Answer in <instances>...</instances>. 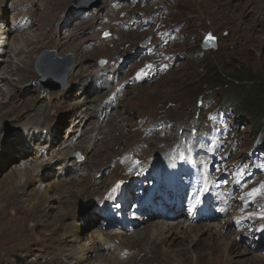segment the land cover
I'll list each match as a JSON object with an SVG mask.
<instances>
[{
    "label": "rangeland",
    "instance_id": "obj_1",
    "mask_svg": "<svg viewBox=\"0 0 264 264\" xmlns=\"http://www.w3.org/2000/svg\"><path fill=\"white\" fill-rule=\"evenodd\" d=\"M6 1L8 2L9 15L12 21L17 20V13L21 10L29 16L32 14L35 21V25L24 29V31L14 33L11 38L21 34L24 38H34L42 42L38 43L34 52L27 56V59L33 58L31 68L35 76L32 82H27L29 86L27 90H24L21 86L22 83L17 80V72L11 71V68L19 61L18 55L12 51L9 45L7 57L4 55L8 61L5 67L3 65V68L1 67L0 69V76L2 75L5 80L8 78L3 88H0V103L3 101L10 102V97L7 93L12 88L17 90V95L13 96V99L16 100L15 103L18 107H22L25 99L30 95H39V103L32 106L31 109L33 110L27 112L29 115H35V107L44 103H51L50 99L52 98L53 102H55L54 107H57L51 108L52 111L54 109L64 111L65 108L67 110V108L70 109L73 106H78L77 110L82 107L85 109L86 105H82L83 99H81L84 96L82 97L80 94H82L85 85L90 88L92 79H94L92 77L95 73L93 70L99 69L98 67L101 64L107 65L110 63L109 70H111L114 67L113 62L120 57L136 55L137 53L144 54V62L165 64L164 70L153 81L129 86V89L125 91L124 96L121 98V102L116 106L117 108H113L111 115L106 120L100 116L99 112L97 116L100 119L95 117L96 119L93 118L88 122H85L88 116L81 120L78 117L76 118L75 113L70 114L66 113V111L65 114H60V116H64L65 120L62 125L54 126L57 127L55 145L58 148L63 147V150H56L57 154L61 155L66 150L73 152L74 150H71L67 145H74L76 138L81 132L85 131H87L88 136L87 142L85 141L86 144L78 146V150H81L86 158L91 157L92 153L87 152L85 147H92L91 145H94L95 142L99 144L96 147L97 149L95 148L96 151L92 158L88 160L87 170L89 172L94 168L90 161L96 162L100 159L107 160L108 158L109 161L110 157H113H107L109 155L106 156L107 158L102 157L105 155L107 147L110 148L111 152L117 154H120L126 147V149H131V152L134 150L143 158L148 159L154 156L155 149H167L177 142L191 138L194 134H208L220 128L224 125V119L219 116L220 114H229V122L235 121L239 125L238 131H234L232 135L233 140L237 141L235 148L238 151L236 155L245 157L246 152L253 148L251 143L259 142L262 139V134H259L260 131H256L251 122L253 118L248 114L245 117L237 114L235 117L233 115V108H236L234 105L233 108L226 110L220 108L217 111L216 109L220 106L222 100L228 103H235L233 98L243 89V86L257 80L264 81V0H227V2H222L223 5L221 4L217 7L215 3L218 0H101L98 7L86 8L85 10L79 8V5L74 3L75 0H28L24 4L29 5L20 6L17 11L15 4L26 0ZM97 1L89 0L91 3H96ZM196 6L198 7L196 8ZM83 11L88 16L80 19L79 15ZM215 13L217 14L216 18L214 17ZM2 19L3 14L0 11L1 25L4 24ZM209 32L218 40L216 48L206 49L202 46V42ZM0 36L2 37V34ZM15 41L18 42V40ZM101 41L105 42L103 43L105 47H101L102 44L101 46L99 45ZM45 49L56 50L57 56L72 53L74 66L67 76L66 84L68 87L66 90L50 91L49 89L55 87L58 81L56 79L43 80V76L39 73L37 66L45 64L49 60L48 58L52 56L51 54L45 55L40 64H38L41 53ZM23 55L25 56L26 53L23 52ZM75 57L76 59L81 58L82 63H80V66H82L84 75L80 80L72 82L70 80L76 68ZM113 58L116 59L113 60ZM137 61L135 67L142 64L139 59ZM131 72L123 77H128ZM120 76L122 77V75ZM1 79L2 77H0V81ZM79 82L82 84H79ZM70 84L71 86L74 85L72 89L69 88ZM100 90L94 88L93 85L92 96L100 98L98 103L106 97V89ZM65 100L69 101L64 102ZM70 101L76 104L71 105ZM61 103L65 105L64 108L59 105ZM92 106H95V103ZM53 115L56 117L57 113L53 111ZM58 117L56 120H61ZM29 119L23 118L17 121L13 118L10 121L11 123H8L3 129L2 136L4 132L13 133L15 128L19 129L24 124L33 126L38 120H45V118L39 119V117H30ZM30 123L32 124L30 125ZM79 123L82 125H79ZM95 125L103 126L101 130H96ZM48 129L49 126L45 125L44 128L34 130H36L35 132L38 136L47 137ZM75 129H78L79 132H75ZM67 137H72V141L71 139L68 140ZM140 137L144 142H136ZM3 140H0V149L3 147ZM153 145L157 148L154 149ZM256 146L261 147L260 152L262 154L258 158L264 156V143H258ZM31 147H33L31 150L35 152L36 146L32 145ZM74 152L72 153L73 155ZM20 157L22 158V156ZM114 158H112V161ZM22 162L24 161H10L0 167V192L4 191L2 187L5 185L6 178L13 171L14 166L21 165ZM51 165V171L54 170L53 172L55 173V178L52 180L57 181L59 180L58 174L60 170L55 169V167L59 164L54 161ZM112 165L113 162L111 163ZM85 173L86 170L82 169L77 174L65 175L63 178L75 177L80 179V174L84 175ZM89 176H91V173L90 175L86 174V179ZM46 183L47 181L35 183L28 188L29 193L33 188L44 190ZM255 184L259 189L264 188V173L256 179ZM63 186L61 185L60 188ZM51 194L53 196L56 195L54 192H51ZM260 194L264 200V191ZM33 198L32 194H27L23 197L24 200L22 199L17 204H12L11 207L14 206V208H9L7 217L10 218L15 215V210L19 208H23L22 211L24 213H21V215L26 216V213L31 211ZM5 203L6 200L0 198V205ZM80 204L83 210H87L86 201L82 199ZM56 214L57 210H52L51 217L48 218L49 221H54ZM31 217L34 218L33 215ZM76 218L74 216L72 220L71 216L68 221H74ZM159 220L161 219L156 218V220L144 222V224L137 227V230L148 228ZM179 221L186 222L183 217ZM195 224L198 225L200 223ZM43 228L44 226L36 228L33 236L34 240H38L43 236V232H41ZM100 228V221L95 220L92 222L84 219L81 224L80 239L90 231ZM220 232L228 233L226 235L227 240H230L236 233L233 228H225V230H220ZM219 241L220 239L213 238L209 243V247ZM207 242L205 241L204 243ZM161 247L162 245L149 254L147 258L149 261L146 264L151 263L153 259L155 262L157 261V264H183L185 262L187 264L188 258L175 254L173 253L174 251L165 254ZM244 248H247L245 244L235 250L241 251ZM173 249L178 248L173 247ZM204 250H208V248H204ZM23 251L27 258L33 260L35 255L38 254L36 250L21 249V253ZM142 255H145V251H142L139 258ZM177 255L181 256V258H177ZM262 255L264 256L263 252L251 248L250 253L245 256L248 261H244L245 257H235V253H233V261L235 262H232V264H264V262L254 258ZM164 256L167 258H164ZM49 257L47 256L46 258L49 259ZM46 258H39V263L45 264ZM228 262L229 259L226 260L225 264ZM198 264L212 263L205 257L198 260Z\"/></svg>",
    "mask_w": 264,
    "mask_h": 264
},
{
    "label": "bare ground",
    "instance_id": "obj_2",
    "mask_svg": "<svg viewBox=\"0 0 264 264\" xmlns=\"http://www.w3.org/2000/svg\"><path fill=\"white\" fill-rule=\"evenodd\" d=\"M5 1L6 0H0V11L1 14H3L2 22L4 23L3 25H1L0 23V35L2 34V37L0 36V69L1 67L3 68V65L5 67L8 61L5 56L7 57L9 53V45L12 51L16 55H18L19 61L13 68H11V71L17 72V80L22 83L21 86L24 88V90H27L29 88L27 82H32V80L35 78L33 70L31 68V64H33V58L27 59V56H29L28 54L34 52L38 43L42 42H39L38 39L35 40L34 38H24V36H22L21 34H18V36L16 35V37L12 36L11 38V35H13L14 33L22 31L20 25L23 22V19L29 15L23 10H18V16L16 17L17 20L12 21L9 15L8 2L6 1V5ZM27 1L28 0L15 4L16 11L20 6L29 5L24 4ZM223 1L227 2V0H218V2L215 3L216 7L220 6ZM197 7L198 6H196V8ZM101 17L103 18V16ZM214 17H217L216 13L214 14ZM20 18L22 19L18 21ZM29 18L32 22L31 26L35 25V21L33 20L34 16H32L31 14ZM150 27L152 28V26ZM13 37L15 38L13 39ZM15 40H18V42ZM103 43L105 42L101 41L99 42V45L101 46L102 44L101 47H103ZM23 52L26 53L25 56L23 55ZM126 57L128 60H131L134 56L131 55ZM80 59H76L75 57L76 68L72 74L73 77L70 80L72 82L78 81V79L80 80L84 75V72H82L81 68L82 66H80V63H82ZM114 59L116 58H113V60ZM124 63L127 62L124 61L123 64ZM71 69L69 70V72L71 71ZM105 70L106 69L93 70V72L95 73L92 76L94 79H92L93 81L90 88L85 85L82 94H80L81 92L79 93L80 95H82V97L84 96V98H81L83 99L82 105H86L85 109L81 108V110L79 111L77 110L78 106H73L70 109L67 108V110L65 108L64 111L54 109L53 111L57 113V116L55 117L51 108L57 107H54L55 102H53L54 100L52 98L50 99V102L52 101L51 103L48 102L42 104L41 106H37L38 108L35 107V115H29L27 114V112L33 110L31 109L32 106L39 103V95H30L25 99L24 103L21 101L23 103V106L18 107L15 103L16 100L13 99V96L17 95V90L15 88L10 89L7 93L10 97V102L8 103L7 101H3L0 103V140L4 139L3 147L0 149V167L4 164H8L10 161H24L21 163V165L14 166L13 171L7 176L5 185L2 187L4 191L0 192V198L2 200H6L5 204L0 205V264H41L39 263V258H46L47 256L50 257L49 259L46 258L47 260L45 261V264H146L149 261L147 259L149 254L152 253L153 250L157 249L160 245H162L161 248L163 249V252H165V254L174 251L173 253L178 255L180 254L188 258L187 264H198V260L205 257L212 264H225L227 259H229V262L227 264H232V262H235L233 261V253H235V257L239 258H243L248 255L251 251V248L248 246V244L246 245L243 237V232H236L230 240H227L226 238V235H228V233L220 232V230H223L226 227H233V224L229 218L224 219L222 217L216 216L214 218L215 221L209 220L197 225L195 224V222L186 223L184 221H179L180 217L184 215L181 212H176L173 217L154 216L161 220L155 222L148 228H144L143 230H137L136 228L131 234L128 235L125 229H121V231H105L102 229H97L94 231H90L86 236L80 239L81 224L84 222V219L94 222L99 218V213L95 208V202H90V207L87 210H83L80 204L82 202V198L92 199L94 197L102 196L106 189H108L117 180L129 179L131 178V176H126V167L124 166L125 164H123L122 166L117 163L115 169L109 172L108 178L105 182L103 180L94 178L95 171H97V173H102V177H104L107 174V169H109L111 162H113L112 158H114V156L117 157L118 155H120L111 152L109 150L110 148L107 147L104 153L105 155H103L102 157H113H110L109 161V158L107 160L100 159L96 162L93 160L90 161V163H92V166L94 165V168L87 174L90 175L91 173V176H89L87 179L84 175H82L80 179H76L75 177L63 178V173H65V175H71L81 170L82 168L87 170L88 160L92 158L97 149L96 147L99 144H95L93 148L86 147V151L92 154L91 157H88L84 162H80L76 157H74L73 161H71L73 162V164L70 165L71 167L74 166V169L72 170L69 166H67L68 162L70 161V157L72 156L70 150L62 152L61 155L57 154L56 150H59L60 147L58 148L57 145H55L53 139H51L50 136H38V134H36L35 132L36 130L34 129L44 128L45 125H48V130L50 132L56 130V127L54 126L62 125L65 120L64 116H60V114H65L66 111V113L70 114L75 113L81 120H84L88 116L85 122L98 117L97 114L99 111L101 112V114L104 111H108L110 103H104V99H102L101 102L98 103L100 98L92 96L93 85L94 88H97L100 79L102 77H105L106 75ZM120 71H122V68L120 69ZM113 72L117 73V70H114ZM0 77H2L0 81V88H3L8 78L5 80L2 75ZM79 84L82 83L79 82ZM140 84L144 83H139L136 85ZM72 86L70 84L69 88L72 89ZM67 87L68 86L64 87L62 90H66ZM127 89H129V86ZM67 101L69 100H65L64 102ZM119 102H121V99L119 100ZM63 103L59 105H62L64 108L65 105ZM74 103L70 101L71 105H74ZM93 103H95V106H92ZM78 105H80V103H78ZM30 117H39V119L45 118V120H38L37 123L33 126L31 125L32 123H30L31 126L24 124V126H21L19 129L15 128L13 133L8 134V132H4V135L2 136L3 129L8 123H11L10 121L13 120V118L17 121H20L23 118L29 119ZM57 117L61 120L57 121ZM98 118L100 119V117ZM80 124L81 123H79V125ZM102 126L103 125H95L96 130H101ZM75 132H79V130L75 129ZM87 139V131L82 132L81 135L78 136V142L75 143L74 146H68L69 144L67 146L71 150H76L78 149V146H82L83 144H85V141H87ZM136 142L139 143L144 141L140 137V139H138ZM32 145L36 146L35 152L31 150L33 149V147H31ZM153 147L154 149L157 148L154 145ZM165 149L166 148L155 149L154 155L156 156L157 154L163 153L162 151H164ZM20 156H22V158ZM54 161L55 163L59 164L55 167V169L60 170L58 174L59 180L57 181L52 180L55 178V173L53 172L54 170L51 171V164H53ZM98 167L100 168L96 170L95 168ZM44 181H47L44 190L41 191L40 189L33 188L29 193L28 188L30 186L34 185L35 183H42ZM61 185L64 186L60 188ZM51 192L56 193V195L53 196ZM27 194H32L34 196V200L32 201L33 204L31 205V211L29 213L27 212L26 216H22L21 213H24L22 211L23 208H17L18 210H15V215L10 218L7 217L8 210H10L9 208H14V206L11 207V205L17 204V202L21 201ZM54 209L57 210V214L54 216V221H49L48 218L51 217V211ZM32 215L34 216V218L31 217ZM71 216L72 220L74 216H76L77 218L74 221H68ZM41 226H44L43 230L41 231L43 232V236H41L38 240H34L33 236L35 230L37 227ZM48 231L50 232L47 233ZM239 237H241V239H239ZM213 238L220 239V241L217 242V244H213L211 247H209V243L213 240ZM205 241L208 242L204 243ZM243 244H245L247 248L241 249V251L235 250L236 248L242 247ZM173 247H176L178 249H173ZM204 248H208V250L203 251ZM21 249L36 250L38 251V254L35 255L34 260L29 259L27 258L24 251L23 253H21ZM142 251H145V255H142L139 258ZM126 253H129V255L126 259H124L122 255ZM178 255L176 257L180 259L181 256L179 257ZM165 257L166 256H164V258ZM254 258L264 262L263 255ZM244 261H248V258L245 257ZM152 263L157 264V261L155 262V260L153 259V261L149 264ZM183 264H186V262Z\"/></svg>",
    "mask_w": 264,
    "mask_h": 264
},
{
    "label": "water",
    "instance_id": "obj_3",
    "mask_svg": "<svg viewBox=\"0 0 264 264\" xmlns=\"http://www.w3.org/2000/svg\"><path fill=\"white\" fill-rule=\"evenodd\" d=\"M100 2L101 0H98L96 3H91L89 2V0L74 1V3L79 5V8L83 10H85L86 8H91V9L96 8L100 5ZM209 35L214 39L206 44L205 41L206 38L209 37ZM217 45H218L217 38L214 35H212V33L210 32L205 36L202 42V46L206 49L216 48ZM49 54H51L52 56L48 58L49 60L47 59L48 61H46L45 64L41 65L40 61H42L45 55H49ZM37 63L40 64V66L38 65L37 68L39 73L43 76V80L56 79L58 81L57 82L58 84L55 87L49 89L50 91L62 90L64 87L67 86L66 79L68 76V72L73 66L72 53H67L64 56H57L56 50L45 49L42 51L41 57L39 58Z\"/></svg>",
    "mask_w": 264,
    "mask_h": 264
},
{
    "label": "trees",
    "instance_id": "obj_4",
    "mask_svg": "<svg viewBox=\"0 0 264 264\" xmlns=\"http://www.w3.org/2000/svg\"><path fill=\"white\" fill-rule=\"evenodd\" d=\"M228 98V97H227ZM235 103H228L224 100L221 101L220 106L224 108H233L236 115L243 117L248 114L253 118L251 121L256 131H260L264 143V81L257 80L250 84L243 86V89L233 98ZM256 143L253 142L251 144ZM250 144V143H249Z\"/></svg>",
    "mask_w": 264,
    "mask_h": 264
},
{
    "label": "snow or ice",
    "instance_id": "obj_5",
    "mask_svg": "<svg viewBox=\"0 0 264 264\" xmlns=\"http://www.w3.org/2000/svg\"><path fill=\"white\" fill-rule=\"evenodd\" d=\"M213 39H214V38L211 37V36L209 35V37L206 38L205 43L207 44V43H209V42H210L211 40H213ZM119 187H120V185L117 184V186L114 187V188L112 189V194H113V195L118 191ZM262 191H264V188H262V189H256V190H254L252 193H250L249 195H251V196H255V195L261 193ZM110 198H111V196H110ZM261 218H264V214H262V217H261Z\"/></svg>",
    "mask_w": 264,
    "mask_h": 264
}]
</instances>
